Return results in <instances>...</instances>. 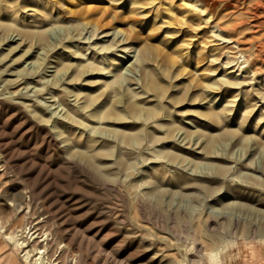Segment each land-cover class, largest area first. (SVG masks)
Returning <instances> with one entry per match:
<instances>
[{
    "label": "rangeland",
    "instance_id": "374dc122",
    "mask_svg": "<svg viewBox=\"0 0 264 264\" xmlns=\"http://www.w3.org/2000/svg\"><path fill=\"white\" fill-rule=\"evenodd\" d=\"M0 264H264V0H0Z\"/></svg>",
    "mask_w": 264,
    "mask_h": 264
},
{
    "label": "bare ground",
    "instance_id": "6f19581e",
    "mask_svg": "<svg viewBox=\"0 0 264 264\" xmlns=\"http://www.w3.org/2000/svg\"><path fill=\"white\" fill-rule=\"evenodd\" d=\"M103 37H105V36H103ZM179 135H181V134H179ZM183 137H184V136H183ZM184 138H185V137H184ZM184 138H183V139H184ZM181 139H182V138H181ZM24 255H27V253H25ZM39 263H40V259H39Z\"/></svg>",
    "mask_w": 264,
    "mask_h": 264
}]
</instances>
